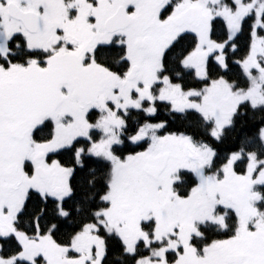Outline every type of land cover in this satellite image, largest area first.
<instances>
[{"label":"snow or ice","instance_id":"snow-or-ice-1","mask_svg":"<svg viewBox=\"0 0 264 264\" xmlns=\"http://www.w3.org/2000/svg\"><path fill=\"white\" fill-rule=\"evenodd\" d=\"M0 264H264V0H0Z\"/></svg>","mask_w":264,"mask_h":264}]
</instances>
